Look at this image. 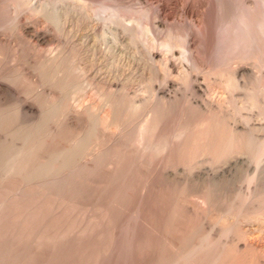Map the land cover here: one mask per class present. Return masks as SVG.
<instances>
[{"label": "rangeland", "instance_id": "374dc122", "mask_svg": "<svg viewBox=\"0 0 264 264\" xmlns=\"http://www.w3.org/2000/svg\"><path fill=\"white\" fill-rule=\"evenodd\" d=\"M12 1L0 0V155L23 147L25 135L54 102L59 112L45 117L49 121L38 135L44 147L34 165L87 135L93 118L100 126L65 173L30 180L0 174V264H173L194 248V257L180 264H264V152L257 163L240 137L232 155L213 161L222 140L214 131L194 136V146L193 134L182 140L184 146L172 139L165 153L144 157L145 134L139 139V127L153 119L150 99L169 97L174 105L168 98L171 108L160 116L158 139L172 138L182 124H198L208 103L224 102L228 114L220 108L229 117L218 130L228 123L241 135L251 130L256 141L264 140V86L252 103L246 95L254 85L248 80L264 81V66L256 54L243 59L226 52L220 35L237 5L259 7L258 1H29L67 12L61 30L45 16H31L29 5L18 8L20 0ZM144 11L149 16L138 24ZM125 27L142 34L133 37ZM170 33L182 42L164 53L159 44ZM153 45L161 57L152 60ZM64 56L75 64L66 71V61L60 76L49 63ZM231 69L243 89L225 85ZM112 93L122 100L116 112ZM154 93L166 97L158 100ZM131 103L140 107L127 114ZM96 154L102 165L96 166ZM58 179L65 182L59 188Z\"/></svg>", "mask_w": 264, "mask_h": 264}, {"label": "bare ground", "instance_id": "6f19581e", "mask_svg": "<svg viewBox=\"0 0 264 264\" xmlns=\"http://www.w3.org/2000/svg\"><path fill=\"white\" fill-rule=\"evenodd\" d=\"M14 1V0H13ZM12 1V2H13ZM16 1V0H15ZM18 1V0H17ZM30 0H20V1H18L16 4H17V6L16 7H18V8H21V7H27L29 4H30V2H29ZM51 1V0H50ZM57 1V0H56ZM59 2H63V1H65V0H58ZM57 1V2H58ZM258 1V3H259V7L257 6L256 8L254 7V6H252V8L251 7H249L248 5H244L243 3V5L242 4H240V5H237V7H235V11H233V12H235L234 13V15L232 14V19H230L227 23H224L223 24V26H222V28H221V31H220V35H221V37H222V39H221V41H222V43H225V50H226V52H228V53H231V54H237V53H241V56H242V58L243 59H246V58H249L250 56H252V55H254V54H256V57L258 58V60H259V63H262V66H264V0H257ZM10 2V1H9ZM55 2V1H54ZM56 2V3H57ZM32 3V2H31ZM11 4V3H10ZM15 4V3H14ZM42 3L40 2V5L38 6L37 4H33L32 6L31 5H29V7H28V9H30L29 11H30V15L31 16H35V15H42V16H45L49 21H52L55 25H56V27L58 28V29H62L63 27H62V25H63V23H64V21L67 19V17H68V13L67 12H61V11H59L58 9H56L55 7H53V8H51V6L49 5L50 4V2H49V4L47 5V3H46V5H45V3L43 4V5H45V6H42L41 5ZM49 6H50V8H49ZM245 6H248L247 8L245 7ZM15 7V8H16ZM31 7V8H30ZM17 9V8H16ZM24 9V8H23ZM101 11H104L105 10V7H101ZM18 10V9H17ZM141 14L139 15V21H137L138 22V24H140L141 23V21L144 19V18H147V16H149L148 14V12L147 11H144V12H140ZM230 17V16H229ZM228 17V18H229ZM227 19V18H226ZM126 27H128V26H126ZM125 27V28H126ZM133 28V27H132ZM124 29V28H123ZM131 29V28H130ZM130 29H128V28H126V30H127V32H129L128 30H130ZM125 30V31H126ZM133 31L134 30H132V31H130L131 33H133ZM136 31V30H135ZM134 31V32H135ZM124 32V31H123ZM130 32H129V34H130ZM144 32V31H143ZM142 34V32H140L139 34H137V32H135L134 34H133V37H136V36H140ZM45 39V38H44ZM43 39V40H44ZM41 40V39H40ZM182 42V38L180 37V36H178V35H175V34H172V33H170L169 35H168V37L166 38V40L165 41H163L161 44H159V50L160 51H162V52H169V51H171L172 50V48L176 45V44H178V43H181ZM157 49V47L155 46V45H153V46H150V55H151V57L153 56V57H158V58H160L158 55H160V54H158V52H156L155 50ZM158 51V50H157ZM160 51H159V53H160ZM74 52V51H73ZM71 53H72V51H71ZM73 54V53H72ZM71 54V55H72ZM73 57H75V54H74V56ZM73 57H65L64 56V58H62V57H59V58H52L51 60H50V65H52L53 67V71H54V73H56L57 75H60V76H62V72H64V69H70V70H72L73 69V66H74V60H73ZM153 57L151 58L152 60H153ZM75 59V58H74ZM155 60H156V58H155ZM67 61V62H66ZM65 62L67 63V66L65 65ZM74 63V64H73ZM49 65V66H50ZM49 66H48V68H49ZM63 66H66L65 68L63 67ZM261 66V65H260ZM56 69H55V68ZM64 68V69H63ZM63 69V70H62ZM66 69V71H68ZM229 69V68H228ZM236 70V69H235ZM235 70H233V69H231V71L229 72V76H227L228 78L226 79V80H228L227 81V84H225L226 86H228V89H238V88H240L239 87V83L237 82V80H236V74H238V73H236V71ZM62 73V74H61ZM65 73V72H64ZM64 75V74H63ZM70 75V74H69ZM72 75V74H71ZM65 76V75H64ZM67 76H68V74H67ZM66 76V77H67ZM70 77H72V76H70ZM69 76L67 77L68 79L70 78ZM241 77H242V75H241ZM67 78H65L66 80H67ZM154 78V77H153ZM189 77H187V78H184L185 79V83H189V80L190 79H188ZM238 79V78H237ZM261 79V78H260ZM49 80V79H48ZM48 80H46V81H48ZM153 80V79H152ZM155 80V79H154ZM244 80V79H243ZM248 79L246 78V81H247ZM225 81V80H224ZM245 81V80H244ZM249 82H251V83H253L254 82V85L252 86V87H250V86H247V84L249 83ZM246 84V86L248 87H245L244 89V91H245V93L246 92H248V91H246L247 89H249V87H250V89H249V92L246 94L247 95V97L250 99V102L252 103V101H253V98H254V96H255V94H257V92L260 90V88L261 87H263L264 86V81H263V78H262V81L261 80H259L258 79V77H256V80H253V81H249L248 80V83L247 82H245ZM251 83H249L248 85H250ZM242 84V83H241ZM244 85V84H243ZM243 85H240L241 86V88L243 89ZM77 87L78 86H76L75 88H76V90H77ZM230 87V88H229ZM79 90V89H78ZM153 92V91H152ZM158 93V92H157ZM113 94V93H112ZM111 95V94H110ZM114 95V94H113ZM115 95H117L116 93H115ZM115 95L113 96V98L115 97ZM153 95V94H152ZM154 95H156V97L158 98V97H160L161 95H162V93H161V95H159V96H157V94H155L154 93ZM165 98L166 96H163L162 95V97H160V98ZM116 98V100L114 101V106H115V108H113L114 110L116 109L117 110V108L119 109V107H120V105L122 104V100L120 99V97L119 98H117V96L115 97ZM153 98V97H152ZM150 99V103H149V108H150V110L152 111V117H153V119L151 120L150 119V122H147L146 124H143L142 126H141V128L139 127V131H140V133H139V131H138V133L140 134H137V135H139V139H140V137H142L143 135H142V133H144L145 135V146L143 147L142 145V152H140V154L142 155V156H144L145 157V155H147V154H149V153H156L158 156H160L159 154L160 153H163L165 150L167 151V147L169 148L170 146H168L169 145V142H171L172 141V139H174V140H177V141H174V142H176V143H178V140H179V144H181V142H182V140H183V142H185L186 140H188L189 139V137H192L191 138V143L193 144V146L195 145L193 142H192V139H194V136H201V138H202V136L203 135H209L210 133H212V132H214V131H216L217 133H216V135L220 138V135H221V138H222V140L220 139H216V140H219V142H218V144H217V141H216V144L220 147V152H221V154H220V156L218 157V158H216V159H212L213 161H219L221 158L223 159V157H229L230 155H232L233 154V152L235 151V145H236V143H237V141L240 139V137H241V140L243 139V143L244 144H246L248 147H250V148H253V150H254V153H255V157H256V159H258L257 160V163L259 162V159L261 158L260 156V154H262L264 151V140H262V141H256L254 138H253V136H252V132H251V130H249L248 131V133H247V135H244V133L246 132L245 130V132L244 133H242V132H240V133H242L243 135H241V134H239V131H237V130H235V128L232 126V128H234V129H231V127H228V123H225V127L223 128V129H217V128H219V125L222 123H224V122H226V119H227V117L226 116H228L227 114H228V110H227V108H225L223 105H225V103L223 104V103H221V107L223 106L224 107V109H226L227 110V112L226 111H224L225 113H227V114H225L222 110L223 109H221L220 108V106L218 105L219 104V102L218 103H215V105H218V106H214V107H212V105H209V106H211V107H209L208 108V104H207V107L204 105V107H206V111H205V114L203 115V111H201L199 114H201V115H203V116H201L202 117V119H200V121L199 120H197V121H199V123L198 124H196V123H193V124H196L195 126H191V125H189L188 123V127H184V124H182V128L181 127H178L177 129H176V131L175 130H173L174 131V133H172V134H170V135H172V138H171V136H169L168 138H166L165 136V138H163V136L161 135V139L159 138L158 139V137L160 136V135H158V137L156 138L155 137V134H156V132H158V129H160L159 128V125H161L160 123L162 122V121H160L161 119H160V116L166 111V109L167 108H171V106H170V102H168V98L166 99L165 98V101L166 102H164V101H160V102H158L157 100H154V99ZM154 98H155V96H154ZM156 98V99H157ZM160 98H158V100L160 99ZM120 99V100H119ZM162 100V99H161ZM111 101L113 102V99H111ZM169 101H174V99L173 98H169ZM175 101H177V98H175ZM220 101V100H219ZM224 101V100H223ZM111 102V103H112ZM168 102V103H167ZM217 102V101H216ZM173 103V105H174V102H172ZM176 103V102H175ZM212 103V102H211ZM210 103V104H211ZM57 105H58V102H54L53 103V106L51 107V109H50V111H47V113H45V114H47V116H52V117H54L53 115L54 114H56V112L54 111L55 110V108L57 107ZM172 105V106H173ZM59 106V105H58ZM112 106H113V104H112ZM111 106V107H112ZM113 106V107H114ZM170 106V107H169ZM140 107V105H137L136 103H131L127 108V114L128 113H135L137 110H138V108ZM222 107V108H223ZM57 109H59V107L57 108ZM56 109V110H57ZM199 109V108H198ZM218 109L221 111H219V113H221V114H218ZM61 110V109H60ZM114 110H113V112H114ZM116 110H115V112H116ZM122 110V109H121ZM120 110V111H121ZM200 110H202V108L200 109ZM117 111H119V110H117ZM58 112L59 111H57V114H58ZM124 112V111H123ZM207 112V113H206ZM60 113H61V111H60ZM59 113V114H60ZM121 113V112H120ZM151 113V112H150ZM223 113V114H222ZM56 114V115H57ZM112 114H114L113 116L115 117V115L117 114V113H112ZM46 115L43 117L44 119H42V121L40 122V124L35 128V131L33 132V133H29V134H27V135H25V138H24V140H25V143L23 144V147L21 146V148L20 149H17V148H14V147H11L10 148V150L8 151V152H6L5 154H3V155H0V174L1 175H17L18 174V176L19 175H21V174H23V176H24V179L25 180H30L31 178L32 179H37V178H52V177H56V175L58 174V175H60V173L62 174V172L64 171V170H66V168L71 164V162H72V160L75 158V157H77V155L79 154V153H81V151H83V150H87V148H88V146L89 145H87V141L86 140H89V138L91 139V137L94 135L95 136V132H97V128H98V125L100 126V121H99V118H97V117H95V118H93L92 119V121H93V124H92V128L89 130V132L87 133V135H85V136H83L82 138H81V136H77L72 142H71V145H70V148L69 149H65L63 152H60V154L58 153L57 155H53L49 160H48V162H39L38 160L39 159H37V161L38 162H35V165L33 164V162H31L32 161V158H34L35 156H37V153H38V151L37 150H39V148H41V143H42V141H41V139H39V138H41L40 136V134H42V133H39L40 132V130L43 128V126L49 121V117L48 118H45V117H47ZM123 116V115H122ZM127 116V115H126ZM112 117V116H111ZM229 117V116H228ZM113 118V117H112ZM116 118V117H115ZM150 118V117H149ZM51 119V118H50ZM120 119V118H119ZM198 119V118H197ZM101 120V119H100ZM111 121H113L112 119H110ZM148 121H149V119H147ZM229 120V119H228ZM109 121V120H108ZM197 121H194V122H197ZM2 122V124L4 123L2 120H1V117H0V123ZM231 122V121H230ZM106 123H107V121H106ZM111 123V122H110ZM112 124V123H111ZM191 124V123H190ZM230 124V123H229ZM224 125V124H223ZM104 126H106V125H104ZM163 126V125H162ZM181 126V125H180ZM190 126V127H189ZM230 126V125H229ZM192 127V128H191ZM106 128V127H105ZM162 129V128H161ZM160 129V130H161ZM240 129V128H239ZM238 129V130H239ZM48 132V131H47ZM161 133V132H160ZM195 133V134H194ZM196 133H197V135H196ZM45 134V133H44ZM158 134V133H157ZM193 134V135H192ZM214 134V133H213ZM38 135H40V136H38ZM84 135V134H83ZM192 135V136H191ZM215 135V134H214ZM239 135V136H238ZM43 136H45V135H43ZM42 136V140H44L45 138ZM46 136H47V134H46ZM49 136V135H48ZM93 136V137H94ZM97 136V135H96ZM95 136V137H96ZM168 136V135H167ZM212 136V135H211ZM211 136H210V138H211ZM137 137V136H136ZM217 137V138H218ZM239 137V138H238ZM48 138V137H47ZM200 138V139H201ZM213 138V137H212ZM215 138V137H214ZM136 139V138H135ZM138 139V138H137ZM144 138H142V140H143ZM171 139V140H170ZM195 139H197V137H195ZM194 139V140H195ZM142 140H141V142H142ZM170 140V141H169ZM85 141H86V144H85ZM91 141V140H90ZM137 141V140H136ZM201 141H202V139H201ZM210 141V140H209ZM213 141H214V139H213ZM133 142V141H132ZM138 142H140V141H138ZM182 142V143H183ZM198 142H199V139H198ZM126 144V143H125ZM179 144H177L178 145V148H179ZM198 144V143H197ZM197 144H196V147H198L199 145H200V143H199V145L197 146ZM213 144H214V146H216V144H215V141L213 142ZM46 145V144H45ZM182 145V144H181ZM185 145V144H184ZM184 145H182V146H184ZM208 145H210V143H208ZM122 146V145H121ZM174 146H175V144H174ZM192 146V147H193ZM210 146H212V145H210ZM214 146L212 147V148H214ZM44 147V146H43ZM42 147V148H43ZM125 147H127V146H125ZM181 147V146H180ZM41 148V149H42ZM123 148V147H122ZM172 148V147H171ZM174 148V147H173ZM216 148H218V147H216ZM16 149V150H15ZM181 149V148H180ZM182 149H184L185 150V148H183L182 147ZM140 150V149H139ZM177 150V149H176ZM215 150V149H214ZM165 151V152H166ZM169 151H171V150H169ZM174 151V150H173ZM218 151V152H219ZM39 152H40V150H39ZM164 152V153H165ZM103 153V152H102ZM95 154V153H94ZM98 155H100L101 153H97ZM97 154H96V156H93V157H96V158H98V156H97ZM144 154V155H143ZM218 154V153H217ZM153 155V154H152ZM162 155V154H161ZM164 155V154H163ZM100 156H102V154L100 155ZM99 156V158L101 159V158H103V160L105 159L103 156L102 157H100ZM150 156V155H149ZM99 158L97 159L98 161H95L94 160V162H98L99 163V161H100V163L99 164H96V166L97 165H100L101 164V162H103V160L101 161V160H99ZM34 159H36V158H34ZM33 159V160H34ZM118 160V159H117ZM32 164H31V163ZM104 162H105V160H104ZM197 164V163H196ZM85 165V164H84ZM95 165V164H94ZM102 165V164H101ZM259 165V164H258ZM109 166V165H108ZM93 167V166H92ZM94 168V167H93ZM68 169H69V167H68ZM82 169H84L85 170V168L83 167V168H81L80 170H77V174L75 173V175L73 174V173H71V174H73V176H76L77 177V175H78V173L79 172H81V171H83ZM87 169H90V168H87ZM68 171V170H67ZM70 172V171H69ZM73 172H74V170H73ZM63 173H65V172H63ZM69 174V173H68ZM67 174V175H68ZM69 176H70V174H69ZM4 178H5V176H3ZM6 177H8V176H6ZM79 177V176H78ZM9 178V177H8ZM70 179L71 177H67L66 176V179L65 180H67V179ZM5 179H7V178H5ZM23 179V180H24ZM60 179H63V177L62 178H60ZM24 180V181H25ZM71 180V179H70ZM73 180V179H72ZM3 181V180H2ZM51 181H53V180H51ZM67 181H69V180H67ZM58 182H59V184H57V187L59 188L60 187V185H62L63 183H65V182H60L59 181V179H58ZM46 183V182H45ZM48 183V182H47ZM49 183H51V182H49ZM53 183V182H52ZM52 183H51V186H52V188L53 187H55V188H57L56 186H53L52 185ZM55 183H57V182H55ZM61 183V184H60ZM215 183V181L213 182V184ZM68 184V183H67ZM47 185H50V184H47ZM46 186V185H45ZM51 186H49V187H51ZM63 186V185H62ZM61 186V187H62ZM48 188V187H47ZM63 188V187H62ZM206 190H207V192H208V189H207V187L205 188ZM202 191H204V190H202ZM209 191H210V189H209ZM197 192V191H196ZM203 193V192H202ZM206 193V192H205ZM204 193V194H205ZM197 194V193H196ZM203 194V195H204ZM209 194V193H208ZM208 196V195H207ZM206 196V197H207ZM197 197H198V195H197ZM201 197V196H200ZM199 197V198H200ZM253 197H255V196H253ZM203 198H205V197H203ZM208 198V197H207ZM209 199V198H208ZM207 199H205V201H206ZM201 201H203V200H201ZM208 203H209V201H207ZM202 203V202H201ZM208 203H205L206 205L208 204ZM203 204V203H202ZM1 206V205H0ZM258 220V219H257ZM230 230V229H229ZM228 232V231H227ZM208 240H209V238H208V236L207 237H204L203 238V241L202 242H200L201 243V245H199L200 246V248H202L203 246H205L206 244H207V242H208ZM196 247H197V245H196ZM198 249H197V251L199 250V247H197ZM195 252V248H194V250L193 249H190L188 252H186L185 254H184V256L182 257V259L181 260H183V263L186 261V260H188L190 257H194V255L192 254V253H194ZM193 255V256H192ZM179 260V259H178ZM181 260H179L180 262H176V263H173V264H180L181 263ZM185 260V261H184Z\"/></svg>", "mask_w": 264, "mask_h": 264}]
</instances>
